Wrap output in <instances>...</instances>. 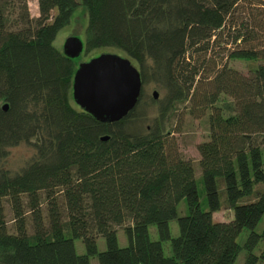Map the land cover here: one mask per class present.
I'll list each match as a JSON object with an SVG mask.
<instances>
[{"label": "trees", "instance_id": "obj_1", "mask_svg": "<svg viewBox=\"0 0 264 264\" xmlns=\"http://www.w3.org/2000/svg\"><path fill=\"white\" fill-rule=\"evenodd\" d=\"M37 3L30 18L26 0H0V264H234L243 229V264H264V245L253 253L264 240V227L255 231L264 213V0ZM78 6L87 15L83 52L114 47L139 70L140 95L120 120H96L72 99L77 60L54 40ZM237 57L259 63L244 74L229 65ZM148 84L156 98H145ZM180 108L207 120L208 138L196 146L206 209L172 135ZM19 145L31 154L10 168ZM221 207L228 221L213 220Z\"/></svg>", "mask_w": 264, "mask_h": 264}, {"label": "rangeland", "instance_id": "obj_2", "mask_svg": "<svg viewBox=\"0 0 264 264\" xmlns=\"http://www.w3.org/2000/svg\"><path fill=\"white\" fill-rule=\"evenodd\" d=\"M79 1V0H77ZM26 7L27 12L30 18H36L38 16V3L37 0H26ZM87 23V15L86 11L82 6H78L73 18L71 19L70 23L62 28L55 40L54 44L55 46L62 50L63 43L65 39L69 36H76L80 38L82 41L84 40V33H85V27ZM110 52L114 53L120 56H125L122 51H120L117 48L114 47H100V48H93L88 51H82V53L75 58L77 61L76 64L82 61H86L90 59L91 57L97 56L100 53ZM259 63L257 60H251L248 58H231L229 61V65L238 71L246 74L249 73V71ZM156 91L153 84H148L144 87V95L145 98L151 97L152 92ZM224 99H226L224 97ZM141 111V108L136 110ZM181 108L178 109L173 116L171 120V128L173 130L172 135L175 137V141L178 145V149L182 155V157L189 159L192 161L194 165V171H195V177H196V184L198 189V194L200 197L201 206L203 209L207 208L206 201H205V195H204V189L203 184L200 177V169L198 165L199 160V154L197 151V144L205 141L208 138L209 131H208V125L206 117H203L201 119H193L187 114H183L181 112ZM149 114L154 112V107L148 108ZM31 154V150L24 146L19 145L12 147L9 150L8 158H7V165L10 168H15L18 165H20L24 159L28 158V156ZM4 212H5V218L7 222L8 230L12 231V222H11V211L9 204L7 202H4ZM186 212V205L184 200H181V202L178 204V214H182ZM232 216L231 210L221 207L218 211L213 212L212 217L214 221H228ZM128 222H126V225ZM264 227V213L261 216L258 224L255 227V231L257 233H260ZM169 229H170V235L171 237H175L178 235V225L176 219H172L169 222ZM149 235L151 239H157V232L155 225H149L148 227ZM249 233V230L243 229L241 233L237 237V242L241 246V249L235 259L234 264H243L245 257L247 255L244 246V241ZM116 235H117V241L118 245L120 247H123L127 245V237L124 233V226H118L116 227ZM264 245V240H261L258 242V244L254 247L253 253L258 254L259 250ZM74 246L77 253H83L84 247L82 244L81 239L77 238L74 240ZM97 246L98 250H103L105 247L104 239L99 236L97 238ZM163 247V253L166 256L171 255L170 250V242L164 241L162 243ZM90 264H98L97 259L95 257L90 258ZM256 264H263L261 261H257Z\"/></svg>", "mask_w": 264, "mask_h": 264}, {"label": "water", "instance_id": "obj_3", "mask_svg": "<svg viewBox=\"0 0 264 264\" xmlns=\"http://www.w3.org/2000/svg\"><path fill=\"white\" fill-rule=\"evenodd\" d=\"M83 42L76 36L65 39L62 52L77 58ZM73 101L85 112L101 122L120 120L133 109L141 91L138 68L126 56L105 52L79 62L71 84ZM154 98L156 91L152 92ZM3 104L2 108L6 109ZM107 136L101 140H107Z\"/></svg>", "mask_w": 264, "mask_h": 264}]
</instances>
